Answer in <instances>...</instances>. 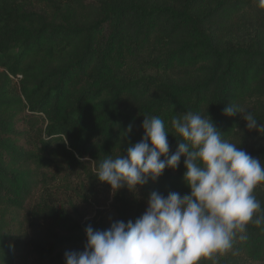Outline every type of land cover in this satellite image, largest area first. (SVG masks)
<instances>
[{
  "label": "trees",
  "instance_id": "trees-1",
  "mask_svg": "<svg viewBox=\"0 0 264 264\" xmlns=\"http://www.w3.org/2000/svg\"><path fill=\"white\" fill-rule=\"evenodd\" d=\"M227 104L264 123L258 0H0V264H65L87 225L134 222L154 190L190 192L184 157L137 189L97 179L141 140L144 116L162 119L170 152L172 118L191 111L264 163V130ZM253 194L264 214V183ZM239 235L199 264H264V223Z\"/></svg>",
  "mask_w": 264,
  "mask_h": 264
},
{
  "label": "clouds",
  "instance_id": "clouds-1",
  "mask_svg": "<svg viewBox=\"0 0 264 264\" xmlns=\"http://www.w3.org/2000/svg\"><path fill=\"white\" fill-rule=\"evenodd\" d=\"M258 6L264 8V0ZM237 113L248 130H264V123L246 109L229 104L223 109L226 116ZM141 127L143 137L126 153L99 162L97 179L113 193L137 189L157 181L165 169L176 170L184 157L183 180L190 192L165 196L154 190L134 222L114 220L106 229L87 225L83 250L66 251L65 264H199L201 258L231 250L238 234L246 239L249 223H264L253 194L264 183V163L223 139L211 117L191 111L173 117L171 127L180 137L174 152L161 118L144 116Z\"/></svg>",
  "mask_w": 264,
  "mask_h": 264
},
{
  "label": "rangeland",
  "instance_id": "rangeland-1",
  "mask_svg": "<svg viewBox=\"0 0 264 264\" xmlns=\"http://www.w3.org/2000/svg\"><path fill=\"white\" fill-rule=\"evenodd\" d=\"M261 136H264V133H262ZM29 259H30L31 261H32V260H33V261L35 260L32 256H30ZM246 264H258V263H255V262H249V263H246Z\"/></svg>",
  "mask_w": 264,
  "mask_h": 264
}]
</instances>
